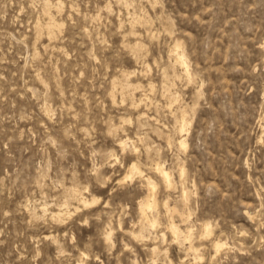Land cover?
<instances>
[{"label": "rangeland", "instance_id": "374dc122", "mask_svg": "<svg viewBox=\"0 0 264 264\" xmlns=\"http://www.w3.org/2000/svg\"><path fill=\"white\" fill-rule=\"evenodd\" d=\"M263 47L264 0H0V264H264Z\"/></svg>", "mask_w": 264, "mask_h": 264}, {"label": "bare ground", "instance_id": "6f19581e", "mask_svg": "<svg viewBox=\"0 0 264 264\" xmlns=\"http://www.w3.org/2000/svg\"><path fill=\"white\" fill-rule=\"evenodd\" d=\"M179 44H177V46H178ZM263 46V45H262ZM180 46H178V48H179ZM264 48V47H263ZM179 50V49H178ZM174 54V53H173ZM176 55L179 57V59H182V54L179 52V51H177L176 52ZM184 58V57H183ZM180 61V60H179ZM180 64H181V62H180ZM184 64V63H183ZM185 117V116H184ZM186 119V118H185ZM183 120V126H182V133H184L185 132V130H186V120ZM188 124V123H187ZM128 144V140H120L119 141V147L120 148H122L123 150L126 148V145ZM179 145H180V147L181 148H185L186 147V140L185 139H182V140H180V143H179ZM157 172H158V174L160 175V177L162 178V180H163V182H164V184H165V186L166 187H170L171 185H172V183L173 182H171V173L169 172V171H167L162 165H157V170H156ZM183 174H184V168H181L180 169V176H181V178H182V176H183ZM133 175H139V176H142L143 177V175H142V171H140V168L138 167V165L137 164H133V165H131L130 167H129V170H128V179L129 178H131ZM185 176V175H184ZM133 178V177H132ZM183 179V178H182ZM145 183H147V187L148 188H150V189H152V188H155V186H157V185H155V183L154 182H152L151 181V178H147L146 179V182ZM75 191V190H74ZM149 191H151V190H149ZM78 194V193H77ZM72 195V194H71ZM82 195V194H81ZM148 195H149V197L147 198V200L146 201H142V202H140V204H139V207H140V210H141V212L143 213V215L145 216L146 215V211H152L153 209H155V207L156 206H158L157 205V201L155 200V198H154V196H153V194H152V192L151 193H148ZM183 197H184V199L186 200V198H187V192H186V190H185V187H183ZM188 199V198H187ZM85 200V199H84ZM80 201V200H79ZM83 201V200H82ZM87 202V201H86ZM82 203V202H81ZM84 203V202H83ZM88 205V204H87ZM166 207L168 208V213L172 210V208H171V210H170V208H169V206H168V203L166 202ZM175 209V208H174ZM167 210V209H166ZM176 211V210H175ZM175 213H177V211L175 212ZM170 215H171V213H169ZM181 214V213H180ZM140 215H142L141 213H140ZM184 215V214H183ZM143 216V217H144ZM172 216V215H171ZM181 217V216H180ZM152 218H154V217H152ZM142 219H144V218H142ZM146 219L148 220V222H149V224H150V226H152V227H155L156 226V224H157V221H156V219H154V220H150V218L149 217H146ZM172 222V221H171ZM170 222V223H171ZM139 225H140V223H139ZM170 228V230H171V233L173 234V237L175 238V239H177V240H179V238H180V236L181 235H183L184 233L181 231V229H179V227L178 226H176L173 222L171 223V226L169 227ZM169 230V231H170ZM141 231V230H140ZM193 232V231H192ZM211 233V229H210V226H209V224H203L202 225V234H203V236H208L209 234ZM142 234V233H141ZM188 234H191V231H189L188 232ZM202 236V235H201ZM109 237V236H108ZM190 237H191V235H189V236H186L185 237V239L186 240H188L189 241V239H190ZM109 240V239H108ZM191 240V239H190ZM223 245L224 244H222V243H220V242H218V243H216L215 244V249H216V251L218 252L222 247H223ZM192 249H193V247H191V251H192ZM154 255H155V253H154Z\"/></svg>", "mask_w": 264, "mask_h": 264}]
</instances>
